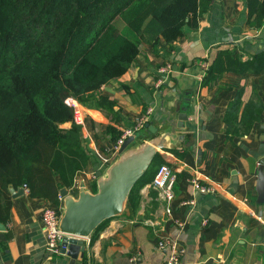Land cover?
<instances>
[{"label":"crops","instance_id":"crops-1","mask_svg":"<svg viewBox=\"0 0 264 264\" xmlns=\"http://www.w3.org/2000/svg\"><path fill=\"white\" fill-rule=\"evenodd\" d=\"M153 39V34L144 35L127 73L101 89L102 96L116 102L113 110L78 104L82 121L76 125L87 165L72 187L61 184L60 191L68 189L77 197L83 184L96 192L97 173L119 157L114 152L118 133L133 129L150 110L149 123L162 133L169 130L167 119L176 120L187 110L188 121L178 131L174 149L159 153L178 176L173 213L166 215L156 192L143 188L138 207L126 208L94 240L84 239V256L80 253L73 264H165L167 254L158 248L162 239L184 248L182 264H264V203H258L257 193L264 159V69L227 68L207 79L212 62L228 50L241 56L242 63L264 52V21L257 27L249 19L244 0H214L197 29L187 28L184 37L171 43L160 39L154 45ZM168 64L171 69L160 73ZM237 99L240 103L234 104ZM254 99L262 110L259 120L248 133L230 134L235 127L244 129L242 113ZM231 104L238 118L229 125L225 118ZM153 137L146 127L136 141ZM194 178L214 192L196 191ZM56 181L60 183L58 177ZM17 191L11 194L6 229L0 230V264H71L61 248L59 253L48 249L41 221L44 208L63 210L60 192L52 202L32 198L25 189L13 198ZM190 200L195 205H180Z\"/></svg>","mask_w":264,"mask_h":264},{"label":"trees","instance_id":"trees-1","mask_svg":"<svg viewBox=\"0 0 264 264\" xmlns=\"http://www.w3.org/2000/svg\"><path fill=\"white\" fill-rule=\"evenodd\" d=\"M213 1L0 0V223L9 221L12 191L26 185L32 198L57 202L62 185L72 187L86 167L75 107L67 101L113 110L116 102L100 91L127 73L143 36L153 34L154 45L160 39L176 41L187 28H198ZM244 1L249 19L260 27L264 0ZM241 58L232 50L220 54L207 79L227 68L264 69V52L254 53L250 63ZM258 104L254 99L245 106L244 129L235 127L230 134L251 130L261 115ZM236 117L231 104L225 121L230 125ZM164 162L158 154L131 191L127 208L138 207L141 190Z\"/></svg>","mask_w":264,"mask_h":264},{"label":"water","instance_id":"water-1","mask_svg":"<svg viewBox=\"0 0 264 264\" xmlns=\"http://www.w3.org/2000/svg\"><path fill=\"white\" fill-rule=\"evenodd\" d=\"M188 121L187 110L176 120H166L169 130L159 133L153 124L146 127L154 134L148 141L138 142L135 137L128 138L123 144L119 157L103 172L97 173V191L91 192L82 184L75 197L68 189H62L63 214L60 230L64 237L61 244L63 254L71 257L73 264L84 256V239H88L105 221L121 216L128 204L134 186L149 172L158 154L165 149H174L173 141L180 129ZM68 125V124H65ZM180 139H182L180 137ZM21 187L13 198L23 195ZM258 203H264V159L260 163L257 183ZM6 226L0 223V230Z\"/></svg>","mask_w":264,"mask_h":264},{"label":"built area","instance_id":"built-area-1","mask_svg":"<svg viewBox=\"0 0 264 264\" xmlns=\"http://www.w3.org/2000/svg\"><path fill=\"white\" fill-rule=\"evenodd\" d=\"M171 69V65L168 64L162 69H160V73H166L167 70ZM69 104L75 107V122L80 123L82 121V117L80 116L78 109V102L69 99L67 101ZM152 110H150L144 117L140 118L137 122L136 126L133 129H125L122 132V135L117 140V143L114 147V152L116 154L120 153V150L125 143V141L130 137L137 136L138 132L144 128L149 123L150 114ZM177 173L174 171L172 166L168 164H162L151 183L144 187V192H148V190L155 191L157 194V199L161 203H163V209L166 215H171L173 213V204L175 202V184L177 182ZM191 184L193 188L202 194H210L214 192L212 187L203 185L198 181V179L194 178L191 180ZM24 189L28 191L26 185H24ZM62 200V198H61ZM181 206L185 205H195L194 200L183 201ZM62 208L57 206H48L44 208L41 221L44 227L47 229V247L54 253H59L61 248V243L64 237L67 235L63 234L60 230V220L62 217ZM147 224L154 225L152 221H147ZM207 224V221L203 222V226ZM180 229L184 228V224H178ZM71 238L70 236H67ZM158 248L162 252H166L167 259L165 264H182V257L184 255V248L179 244L178 241H172L167 239H162L158 242Z\"/></svg>","mask_w":264,"mask_h":264}]
</instances>
